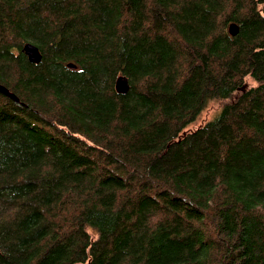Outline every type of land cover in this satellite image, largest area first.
<instances>
[{"label": "trees", "instance_id": "trees-1", "mask_svg": "<svg viewBox=\"0 0 264 264\" xmlns=\"http://www.w3.org/2000/svg\"><path fill=\"white\" fill-rule=\"evenodd\" d=\"M0 83V264H264V0H0Z\"/></svg>", "mask_w": 264, "mask_h": 264}, {"label": "water", "instance_id": "water-1", "mask_svg": "<svg viewBox=\"0 0 264 264\" xmlns=\"http://www.w3.org/2000/svg\"><path fill=\"white\" fill-rule=\"evenodd\" d=\"M230 30L233 34H235L237 31L236 25L232 24L230 27ZM23 49H24L29 61H31L32 63H39L42 61L43 54L37 45L28 42L24 45ZM68 66L70 68H76L77 67L74 63H68ZM116 88H117L118 92H120V93L127 92L130 88V84H129L128 79L123 75L119 76L117 78V81H116ZM0 91L5 93L6 95H9L10 97H12L15 100H18V97L14 93H12L6 86H4L1 83H0Z\"/></svg>", "mask_w": 264, "mask_h": 264}, {"label": "rangeland", "instance_id": "rangeland-1", "mask_svg": "<svg viewBox=\"0 0 264 264\" xmlns=\"http://www.w3.org/2000/svg\"><path fill=\"white\" fill-rule=\"evenodd\" d=\"M25 44H26V42L24 43V45H25ZM24 45H23V46H24ZM36 64H38V63H36Z\"/></svg>", "mask_w": 264, "mask_h": 264}]
</instances>
